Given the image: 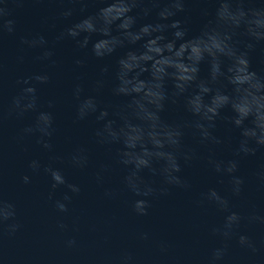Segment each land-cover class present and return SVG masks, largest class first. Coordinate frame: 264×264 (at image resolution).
I'll list each match as a JSON object with an SVG mask.
<instances>
[{"label":"water","instance_id":"95a60500","mask_svg":"<svg viewBox=\"0 0 264 264\" xmlns=\"http://www.w3.org/2000/svg\"><path fill=\"white\" fill-rule=\"evenodd\" d=\"M245 6L255 7L257 0H246ZM0 7L7 13L0 17V201L13 204L16 213L0 224L2 264H211L213 250L225 244L226 254L218 264H264V223H249L247 219L252 214L264 216V147L255 155L241 154L238 158L235 175L244 183L236 196L230 177L215 172L209 157L223 161L235 158L239 131L226 119H219L215 134L223 143L216 145L200 143L193 130L186 128L182 151L190 152L192 159L185 162L178 154L181 171L177 175L189 187L166 184L162 175L145 169L141 175L155 191L149 197L136 196L125 183L129 168L120 163L123 145L100 143L95 133L103 122H97L94 115L77 120L79 101L73 95L80 84L81 99L93 95L101 107L109 106L110 113L117 111L128 98L114 96L111 88L116 61L127 49L97 59L91 52V41L86 49H80L70 37L57 40L67 27L94 13L97 0H4ZM216 7V0H186L184 11L174 19L188 28L189 38L214 18ZM68 8L72 15L64 17L62 13ZM158 10L153 8L147 17L141 15L138 23L156 22ZM138 12L140 9L133 10V14ZM7 20L13 21L12 32L3 27ZM39 36L47 41L44 47L25 43ZM97 38L94 35L92 39ZM140 43L129 47L138 48ZM45 48L53 55L40 59ZM77 59H83L84 64L77 65ZM250 60L252 69L264 74V42L250 53ZM105 65L109 66L107 74L101 72ZM43 73L49 75L48 82L30 81L37 88V108L20 114L13 109L14 98L24 87L18 81ZM207 74L205 62L200 75ZM98 80L103 81L99 91ZM168 88L171 91V82ZM40 111L53 114L54 131L44 137L51 149L43 147L39 131H24L35 128ZM231 115L230 109L222 112L223 117ZM161 116L170 123L193 119L182 99L167 102ZM110 118L121 122L118 117ZM78 149L87 157L84 167L71 161ZM32 160L39 161V169L30 167ZM161 164L156 162L155 166ZM48 167L59 169L66 183L53 188L51 174L45 171ZM25 175L30 177L28 183L23 181ZM68 184L78 185L80 191L73 193ZM162 188L166 193L160 191ZM210 188L227 197L230 210L243 218L230 240L212 231L223 225L227 213L207 200ZM65 195L70 197L64 201L67 211L60 212L56 201H63ZM139 198L149 201L146 215L134 211L133 203ZM13 222L20 227L10 233L7 226ZM239 234L249 236L256 250L241 246ZM69 240L75 243L69 246Z\"/></svg>","mask_w":264,"mask_h":264},{"label":"clouds","instance_id":"9594fccd","mask_svg":"<svg viewBox=\"0 0 264 264\" xmlns=\"http://www.w3.org/2000/svg\"><path fill=\"white\" fill-rule=\"evenodd\" d=\"M97 3L94 13L67 27L57 40L70 37L80 49H86L91 41V52L97 59L111 57L118 49H127L116 61L111 92L116 97L128 99L117 111L110 113L109 106L101 107L96 96L87 95L81 99L83 88L77 84L73 90L79 101L76 119L84 120L94 115L97 122H103L95 133L99 142L123 145L119 153L120 163L129 168L125 183L138 197H149L155 191L141 175L145 169L153 175H162L166 184L189 187L187 181L177 175L181 171L180 155L185 162L192 159L190 152L182 151L185 129L191 128L202 144L219 145L223 140L215 134L217 121L226 119L232 129L239 131L235 158L223 161L209 157V164L215 172L230 177L231 191L238 196L244 183L241 176L235 175L238 158L241 154L255 155L259 148L264 147V74L253 70L250 60V53L257 44L264 42V0H257L255 7H246V0H216L214 18L204 24L199 34L189 38H186L188 28L180 19H174L184 11L186 0H97ZM0 4H4V0H0ZM85 6L82 3V7ZM153 8L159 9L157 21L138 23L140 16H149ZM134 9H140V12L133 14ZM6 14L5 8L0 7V17ZM62 15L71 16L72 9L68 8ZM3 27L12 32L13 21H5ZM94 35L98 37L95 40L92 39ZM240 36L246 39L242 41L238 38ZM138 42H142L138 48L129 47ZM25 43L44 47L47 41L39 36ZM52 55L53 52L45 48L40 59ZM205 62L208 74L201 77V64ZM75 63L83 65L84 60L77 59ZM101 72L107 74L109 66H103ZM32 80L43 84L48 82L49 75L36 74L18 81L24 87L21 95L14 98L13 109L20 114L37 108V88L30 83ZM101 87L103 81L98 80L97 91ZM180 99L193 119L172 123L162 119L166 103H176ZM49 107H52V102H49ZM225 109H230L232 115L223 117ZM110 116L118 117L121 122L118 124ZM24 131H39L43 147L51 149V143L44 137H50L54 131L52 112L40 111L35 128L28 127ZM71 161L75 166L84 167L87 157L83 155V149H78ZM156 162H162L159 168L155 166ZM30 167L39 169V161L32 160ZM45 171L51 174L53 188L66 183L59 169L48 167ZM23 181L28 183L30 177L25 175ZM67 186L73 193L80 191L76 184ZM160 191L166 193L167 189ZM206 198L227 213L223 225L213 228V233L225 241L230 240L236 234L235 229L240 226L242 216L230 210L229 199L216 188H210ZM67 200L70 197L65 195L63 201H56L55 206L60 212L67 211L64 202ZM148 207L149 201L145 198L136 199L133 203L134 211L139 215H146ZM15 214L13 204L0 201V224ZM247 219L249 223H264V216L256 214ZM7 227L10 233H14L20 225L13 222ZM238 241L241 246L256 250L249 236L239 234ZM67 243L72 246L75 241ZM226 251V244L214 249L211 264L222 261Z\"/></svg>","mask_w":264,"mask_h":264}]
</instances>
